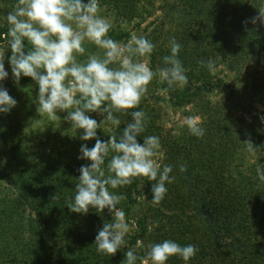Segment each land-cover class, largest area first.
Returning a JSON list of instances; mask_svg holds the SVG:
<instances>
[{"label":"trees","instance_id":"16d2710c","mask_svg":"<svg viewBox=\"0 0 264 264\" xmlns=\"http://www.w3.org/2000/svg\"><path fill=\"white\" fill-rule=\"evenodd\" d=\"M260 2L263 6L264 0H180L164 9L163 18L150 23L152 28L144 36L156 47L149 66L153 70L164 66L162 57L170 54L168 43L174 36L182 45L179 59L188 69L189 82L183 90L164 93L167 84L154 78L138 109L114 113L121 121L119 126L114 125L113 132L119 137L131 122V111H144L146 128L137 137L138 142L143 144L147 135L158 136L163 153L161 168L165 164L173 166L170 175L175 180L166 184L167 194L171 195L168 201L166 194L159 204L151 202L154 181L146 177L134 178L116 192L110 189L125 196L118 207H125L127 217L138 205V196H145L147 211L140 219L139 234L113 256L98 254L88 239L95 241L98 229L111 221L112 215L108 209L99 213L90 207L87 214H82L67 207L68 198L75 195L74 181L65 182L72 145H62V152H39V160H33L25 150L19 156V149H15L16 162L9 163L7 174L1 177L7 186L2 185L0 191L5 193L0 198V264H121L128 249H134L138 257H146L148 245L165 239L199 249L187 262L172 256L166 264H264V182L256 172L258 166L264 169V158L250 163L243 143L251 140L262 152L261 135L228 103L212 99L223 79H216L198 63L211 58L216 67L224 64L247 69L259 56L264 62V29L258 23H248L246 31L243 23L245 16L250 20L258 15ZM0 3L5 6H0V14H8L16 0ZM99 3L114 6L124 14L122 21L138 17L143 20L153 13L149 0ZM7 38L8 24L1 25L0 46ZM25 48H31L27 40ZM250 73L244 90L255 100L264 96V66ZM32 81L22 76L19 82L24 85ZM162 102L175 109L191 105L189 113L201 118L204 136L191 135L187 126L177 134L171 133L162 121ZM114 154L110 152L105 158L106 165ZM181 164L186 165V172L179 170ZM56 193L58 199L53 201L51 196ZM136 264L141 261L138 259Z\"/></svg>","mask_w":264,"mask_h":264},{"label":"clouds","instance_id":"9594fccd","mask_svg":"<svg viewBox=\"0 0 264 264\" xmlns=\"http://www.w3.org/2000/svg\"><path fill=\"white\" fill-rule=\"evenodd\" d=\"M99 0H16L6 16L8 24L7 48L15 83L22 76L32 78L38 85L37 111L51 120L60 118L58 112L65 111L64 120L72 128L83 130L80 139L88 141L95 138L91 148L82 144L79 159L89 160L78 171V183L74 197H69L67 207L75 213L87 214L90 207L99 213L105 209L112 215L111 221H105L95 237L98 254L113 256L126 245L129 225L125 212L118 207L125 196L109 190L130 185L134 178L146 177L152 184L153 204H159L167 194L166 184L173 183L170 173L173 166L165 164L163 168L153 159L161 148L160 139L155 135L143 137V144L137 137L146 128V113L142 110L131 111V122L117 137L111 135L108 141L97 136L102 122L119 126L120 119L114 113L138 109L142 98L148 92V86L154 78L167 84L164 93L169 90H183L188 84V69L179 59L182 45L173 36L169 39L170 54L164 55V66L153 70L144 57L150 56L155 45L143 35L132 34L126 44L111 38V22L99 15ZM258 15L245 20L247 24H264V6L258 8ZM25 40L31 45L25 50ZM88 41L103 50L89 53L84 61H77V55L86 52L83 46ZM5 55L0 53V81L8 78L5 69ZM198 63L212 74L216 72L215 61L201 59ZM117 64V67L111 65ZM237 87H240L237 84ZM17 105V100L8 90L0 86V113L7 114ZM99 112L104 115L101 122L87 113ZM264 122V116L260 117ZM184 124L191 135L202 138L205 129L201 127L199 117L189 116ZM183 126V125H182ZM246 151L255 155L256 146L251 140L243 142ZM115 153L107 162L109 153ZM186 172L185 164L179 166ZM257 176L264 182V169L257 167ZM54 201L58 193L51 196ZM137 246L140 247L138 241ZM199 249L193 244L180 245L174 240L165 239L148 245L146 257H138L134 249H128L121 264H166L172 256H178L185 262L193 258Z\"/></svg>","mask_w":264,"mask_h":264},{"label":"rangeland","instance_id":"374dc122","mask_svg":"<svg viewBox=\"0 0 264 264\" xmlns=\"http://www.w3.org/2000/svg\"><path fill=\"white\" fill-rule=\"evenodd\" d=\"M176 2L180 3V0H149V7L150 10L152 8L153 13L151 15L146 14L143 17V20H140L141 18L138 17L137 19L122 21L124 14L119 12L114 6L102 5L101 3L99 15L107 18L112 24V29L108 35L121 44H126L132 34L144 36L148 33V31L152 28L150 23L163 18L165 13L164 9L167 6L169 8L171 4ZM0 6L5 7L3 3H0ZM4 10H7V8ZM6 16L7 14H0V26L7 24ZM244 20L249 19L245 16ZM257 23L262 26V29H264V24H261L259 21ZM249 24L252 23L249 22ZM250 27H252V31L255 30L253 25ZM83 46L85 47L86 52L83 56L77 55L78 62L84 61L89 53H99L101 56L103 55V50L98 49L96 45L88 41H85ZM0 53L5 55V69L9 73L8 78L0 81V86L6 88L9 94L17 100V105L12 108L9 113H0V191L3 186H7V182L5 179L1 180V177L4 178L3 175L7 174L8 164H15L16 162L13 158V151L15 149H19V156H22L21 151L25 150L29 152V155L31 154V156H33V160H39L37 158L39 152L44 154L52 151L62 152V150H60L62 145H72V158L71 161H69V164L66 165L68 166V177L65 182L66 184H69L71 181H74L73 184L74 187H76L78 177L81 174L78 169L82 165L91 163L89 160L85 163L86 160L78 158L81 155V145L87 144L88 147L91 148L95 145V138L88 141L81 140L80 136L83 134V130L72 128L71 123L64 120V117L67 115V112L65 111L58 112L57 114L60 118L56 120H51L46 114L40 115L37 111L38 105L34 102L38 96V85L35 81L24 85L20 82L19 84L15 83L9 61L11 49L7 48V41L3 42L0 46ZM260 58L261 56L256 59L255 63L250 62L247 69H235L221 64L216 67V72L213 74L216 79H223V82H220V86L214 89L211 95L212 99L228 103L233 107L237 114L244 116L248 122L253 124L261 135V148L263 151L260 152V150H256L255 155L248 153L247 158L250 163L256 162L261 157L264 158V122L260 119L261 116H264V96L256 97L255 100L248 97L244 90V82L245 79H247V75L251 74L250 70H259L264 66V62L263 60H260ZM142 59L146 60V62L150 65V56ZM114 65L115 67L118 66L117 64ZM237 84H239L240 87H237ZM190 106L191 105L175 109L170 103L162 102V121L164 122V126L170 130L171 133L177 134L181 130L182 125L187 126L184 124V121L189 116H194L189 113L191 112ZM87 114L90 115L91 118L96 119L98 123L101 122L106 115H102L99 112H91ZM113 132L115 133L114 125L102 122L100 124V128L97 129V136L99 139L104 137L108 141L111 135H115ZM44 142H47V144H44ZM162 158L163 153L160 148L158 155L153 157V159L161 165ZM103 167L105 168L107 175L106 163ZM110 189L111 188H109V190ZM141 189L144 194L145 181L142 183ZM4 194V192H1L0 198ZM167 197L168 201L171 198V195L167 194ZM138 200L139 203L136 205L134 211H130L129 217L126 216V222L129 225V232L126 236V245L134 236L139 234L140 219L146 216L147 202L145 200V196H138ZM167 201H165L164 204H166ZM120 209H122L126 214L125 207H120ZM151 227L152 223H149L148 228L151 229ZM88 240L92 245H94L95 241L93 239L89 237ZM136 249L138 250L139 248L137 247ZM149 264H152L150 260Z\"/></svg>","mask_w":264,"mask_h":264}]
</instances>
